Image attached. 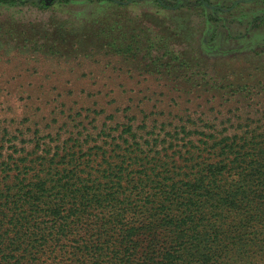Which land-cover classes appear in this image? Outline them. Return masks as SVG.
<instances>
[{
    "label": "rangeland",
    "instance_id": "obj_1",
    "mask_svg": "<svg viewBox=\"0 0 264 264\" xmlns=\"http://www.w3.org/2000/svg\"><path fill=\"white\" fill-rule=\"evenodd\" d=\"M222 8L229 10L226 21ZM104 124L112 138L126 135L123 131L131 125L139 138L169 142L167 147L182 151L175 159L185 175L195 164L219 162L222 185L239 194L235 213L252 220L240 230V249L224 245L217 264H245L238 257L241 252L250 258L247 264H264V176L248 175L253 151L240 148L260 144L264 155V0L0 4V183L17 184V172L8 167L1 171V164L27 168L40 155L36 143L48 149L47 138L60 135L68 141L74 131L94 133ZM174 173L162 191L156 185L149 196L135 193L127 200L121 195L118 201L125 205L112 201L113 207L98 217L119 218L136 229L134 238L123 244L133 251L129 264H150L145 258L151 250L159 261L173 245L177 258L172 264H203L202 256L209 252L214 234L206 240L207 250L190 235L196 227L212 228L215 221L209 218L199 225L196 213L186 220L182 198L189 193L188 180ZM173 186L179 194L167 199ZM14 213L27 221V204L0 209V218ZM52 216L41 211L28 218L46 227ZM98 219L87 215L76 226L81 236L75 238H85L100 250L86 264H122L110 260L106 239L122 241L125 233L102 228V236L86 234ZM148 224L151 230L145 229ZM1 232L13 239L7 241L2 261L27 264L22 241L26 225L8 222Z\"/></svg>",
    "mask_w": 264,
    "mask_h": 264
},
{
    "label": "trees",
    "instance_id": "obj_2",
    "mask_svg": "<svg viewBox=\"0 0 264 264\" xmlns=\"http://www.w3.org/2000/svg\"><path fill=\"white\" fill-rule=\"evenodd\" d=\"M19 1L0 0V4H16ZM222 17L229 19L230 14L222 13ZM123 133L132 138H105L102 144H95L85 151L78 140H75V143L72 142V145L65 142L55 148H50L51 150L46 149L45 146L43 148L38 142L35 144L37 148L35 151H40L38 159L30 160L29 166L23 169L18 168L17 164L11 165L3 162L5 164H1V171L6 167L9 172L16 171V178H13L17 180V184L9 186L0 183V209H7L11 205L20 207V204L24 206L27 204V221L23 215L18 213H14L11 217L5 215L4 218L7 217V220L0 218V255L5 256L9 248L7 241L13 240L10 237H4L1 232L10 222L12 226L24 228L26 225L27 227V237L22 238L23 245H27V250L23 251H27V261L26 256L19 254L21 260L26 261L27 264H86L91 257L99 256L100 250L94 248L85 238H75L81 236L76 235V226L82 225V218L88 215L90 218L98 219L101 214L105 215V208L113 207L112 201L116 202L118 207L125 205L118 201L121 195L127 200L135 193L139 196H149V192L155 190L156 185L161 187L160 191H162L163 182L173 172L176 177L188 180L190 190L187 197L182 198L187 214L186 220L192 219L190 217L196 213L200 218L199 225L208 222L209 218L215 221L212 228L199 229L196 227L190 235L197 240L200 246H205L206 240L213 234L215 235L209 244L208 254L202 256L203 264H212V262L217 264L224 245L233 250L240 249L239 241L243 240L240 230L243 226L246 227L252 218L245 220L239 213H235L240 206L239 194L234 193L237 190H227L222 185V180L225 178L222 176L223 167L219 162L209 165L195 164L185 175L181 172L183 169L178 168L175 159L177 154L182 155L181 150L176 151L172 144L167 147L169 142H163L164 140L160 138H138V134L134 132L131 125H128ZM45 145L48 148V144ZM259 145L253 148L244 143L240 146L246 151H253L249 157L251 164L246 167L248 175L257 173L264 176L262 170L264 155L259 151L263 147H258ZM226 148H228L227 145L223 146L225 151ZM170 149L174 151L171 154L173 159L168 153ZM172 160L173 162L170 163ZM244 161L248 159L244 158ZM22 170L26 172L24 175ZM20 173L23 175L22 179L19 178ZM177 194L179 193L176 186H173L171 192L168 193L169 197H175ZM69 200L73 202H68ZM68 203L73 205L69 209L66 207ZM161 203L164 202L161 201ZM41 211L53 215L54 219L46 223L51 224L50 226L43 227L42 221H32L28 218ZM64 211L68 212L62 216ZM133 213L136 215V212ZM72 216L77 217L75 220H70ZM41 217L46 218V215L39 216ZM130 225L131 223L125 224L119 218L98 219L86 234L90 233L92 236L99 237L103 235L102 228H106L105 230L118 228L120 232L125 233L122 241H116L112 237L106 239L109 245V255H111L110 260L119 259L122 264H129L133 251L123 244L128 240L131 241L130 239L136 235V229ZM145 229L151 230V224L145 226ZM73 236L74 239L71 240L70 237ZM178 242L180 243L179 240ZM15 245L17 243L13 244ZM150 248H152V242L149 244ZM205 249L207 250V246ZM175 251L176 245H173L168 248L161 260L157 261L155 252L151 250L148 252L149 257L145 260L150 264H172L177 258ZM64 254H68L69 257ZM238 257L245 264L250 260L245 252H241ZM4 258L6 259V256ZM255 261L261 260L255 258ZM0 264H6L1 256ZM7 264L13 263L7 262Z\"/></svg>",
    "mask_w": 264,
    "mask_h": 264
},
{
    "label": "crops",
    "instance_id": "obj_3",
    "mask_svg": "<svg viewBox=\"0 0 264 264\" xmlns=\"http://www.w3.org/2000/svg\"><path fill=\"white\" fill-rule=\"evenodd\" d=\"M221 12L223 14H227L229 12V10H225V9L222 8ZM224 20L226 21L228 19L224 18ZM108 129H109V126L107 124H104L101 129H98L94 133H90V132L85 133V132H83L81 130H78V132H76V131L72 130L74 132H72V134H71L72 136H71V138L68 141L64 140L59 135V136H56V137L47 138V139H50L51 142L50 143L44 142V143L48 144V149H50V148H55L58 145H61V144L65 143V142H69V144L72 145V142L75 143L74 141L78 140L79 143L83 145V148H84V151H85L86 149H89L91 146H94L95 144H102L104 142L105 138H112L113 136H112V134L108 133ZM133 130H134V128H133ZM136 134H138V133L136 132ZM126 135H127V137H126ZM126 135L123 134V135H120L118 137L119 138H132L130 135H128V134H126ZM138 138H139V135H138ZM56 141L59 144L56 143V145H53V143H55Z\"/></svg>",
    "mask_w": 264,
    "mask_h": 264
}]
</instances>
